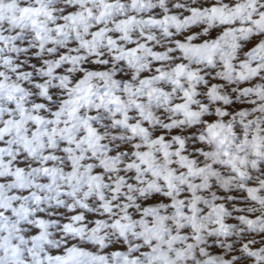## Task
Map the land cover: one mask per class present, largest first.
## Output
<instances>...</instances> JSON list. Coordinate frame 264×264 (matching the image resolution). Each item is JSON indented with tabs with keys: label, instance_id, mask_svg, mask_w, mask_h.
Returning <instances> with one entry per match:
<instances>
[{
	"label": "snow or ice",
	"instance_id": "snow-or-ice-1",
	"mask_svg": "<svg viewBox=\"0 0 264 264\" xmlns=\"http://www.w3.org/2000/svg\"><path fill=\"white\" fill-rule=\"evenodd\" d=\"M0 264H264V0H0Z\"/></svg>",
	"mask_w": 264,
	"mask_h": 264
}]
</instances>
